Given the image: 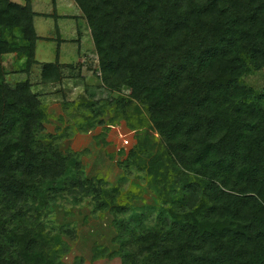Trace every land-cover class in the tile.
Returning a JSON list of instances; mask_svg holds the SVG:
<instances>
[{
    "label": "trees",
    "instance_id": "16d2710c",
    "mask_svg": "<svg viewBox=\"0 0 264 264\" xmlns=\"http://www.w3.org/2000/svg\"><path fill=\"white\" fill-rule=\"evenodd\" d=\"M74 2L112 94L82 106L90 126L111 111L134 132L123 165L146 174L159 220L134 224L133 188L83 178L57 154L31 83L9 85L0 63V264H64L70 230L47 232L40 218L65 196L113 216L117 250L99 255L121 264H264V0ZM35 15L30 0H0V62L15 53L16 73L36 64ZM40 79L61 82V66L44 63ZM150 131L163 151L143 164Z\"/></svg>",
    "mask_w": 264,
    "mask_h": 264
},
{
    "label": "rangeland",
    "instance_id": "374dc122",
    "mask_svg": "<svg viewBox=\"0 0 264 264\" xmlns=\"http://www.w3.org/2000/svg\"><path fill=\"white\" fill-rule=\"evenodd\" d=\"M11 1L24 4V0ZM69 1L72 5L60 3L59 0L31 1V8L36 14L33 25L39 37L35 49L36 64L28 74L16 73L18 64L15 53L3 55L0 63L6 72L5 81L11 86L24 81L31 83L32 92L46 108L48 118L44 123V135L56 138L53 147L57 154L68 158L70 164H79L83 169V178L103 179L122 193L133 188L131 192L137 196L134 202L137 208L127 217L134 224L156 226L159 204L147 183L146 174L139 172L138 166L126 168L123 165L125 156L137 144L134 132L126 127L125 121L114 119L111 111H106L104 116L94 121L95 125L90 126L93 120L82 106L93 100H108L112 94L103 89L93 43L89 50L85 49L87 43L83 44L82 40L89 37L85 31L88 26L84 16L74 0ZM58 30L60 38L68 41L67 45L62 46L61 53H66L61 57L58 56V41L55 40ZM78 48L80 54H77ZM44 63L61 66V82H41L40 73ZM249 82L258 87L261 75L255 74ZM131 93V89L125 88L121 92L126 96ZM100 120L104 123L96 124ZM49 142L44 140L45 144ZM142 149L140 159L143 164H148L158 150L163 151L156 132L148 133ZM163 162L171 166V159L164 158ZM170 166L167 165V171L171 170ZM112 221L113 216L108 211L102 213L97 210L90 197H80L78 200L59 197L42 210L40 218L47 232L70 230L69 235H62L63 242L68 246V252L62 259L64 264H121L118 257L107 256L117 250L112 241L116 235ZM100 250H106L107 255L103 253L100 256Z\"/></svg>",
    "mask_w": 264,
    "mask_h": 264
},
{
    "label": "crops",
    "instance_id": "0c3cea01",
    "mask_svg": "<svg viewBox=\"0 0 264 264\" xmlns=\"http://www.w3.org/2000/svg\"><path fill=\"white\" fill-rule=\"evenodd\" d=\"M31 1H33V0H31ZM59 2L60 3H63V4H71V2L69 1V0H59ZM72 5V4H71ZM35 17H36V15H35ZM67 16H64V18H66ZM78 17V16H77ZM86 35H88L89 37L88 38H86V39H83L82 41H83V44L84 43H87V45H86V47H85V49H87V50H89L90 49V47H91V43L92 42H90L89 43V41L91 40V38H90V33H89V29L88 28H86ZM37 35V34H36ZM38 37V36H37ZM89 38H90V40H89ZM38 39H39V37H38ZM43 39V38H42ZM47 41H49V40H51V38H45ZM56 42H57V49H58V51H59V53H58V56H63L65 53L63 52V53H61L62 52V46H64V45H67L66 44V42H68L67 40H64V39H61L60 38V33H59V30H58V32H57V37H56ZM37 42H38V40H37ZM37 42H36V45H37ZM85 45V44H84ZM80 48V47H79ZM77 49L78 50V52H77V54H80V49ZM35 49H36V47H35Z\"/></svg>",
    "mask_w": 264,
    "mask_h": 264
},
{
    "label": "built area",
    "instance_id": "2783aa9c",
    "mask_svg": "<svg viewBox=\"0 0 264 264\" xmlns=\"http://www.w3.org/2000/svg\"><path fill=\"white\" fill-rule=\"evenodd\" d=\"M125 143H127L126 141H124Z\"/></svg>",
    "mask_w": 264,
    "mask_h": 264
}]
</instances>
